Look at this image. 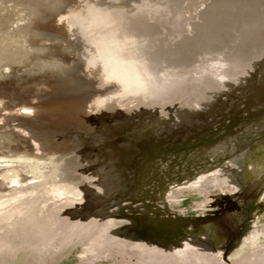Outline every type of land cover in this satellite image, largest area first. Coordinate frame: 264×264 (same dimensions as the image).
I'll use <instances>...</instances> for the list:
<instances>
[{
  "label": "rangeland",
  "instance_id": "rangeland-1",
  "mask_svg": "<svg viewBox=\"0 0 264 264\" xmlns=\"http://www.w3.org/2000/svg\"><path fill=\"white\" fill-rule=\"evenodd\" d=\"M15 260L264 264V0H0Z\"/></svg>",
  "mask_w": 264,
  "mask_h": 264
},
{
  "label": "bare ground",
  "instance_id": "bare-ground-1",
  "mask_svg": "<svg viewBox=\"0 0 264 264\" xmlns=\"http://www.w3.org/2000/svg\"><path fill=\"white\" fill-rule=\"evenodd\" d=\"M111 224V223H110ZM151 226H153V227H150V231H151V233H154V227H155V232H158V231H161V230H159V228L160 227H158V226H160L158 223H154V222H152L151 224H150ZM158 227V228H157ZM158 233H160V232H158ZM157 244V243H156ZM156 244H152L151 242H149V243H146V242H137L136 243V247L139 249V252L141 253V254H143V255H145L146 254V256L148 255V254H151L152 256H158L157 254H161V253H163V254H166L164 251H163V248L161 247V246H158V245H156ZM20 249V248H19ZM15 250H13V257L15 256V258L16 257H18V256H16L15 255V253H16V251L14 252ZM20 255V254H19ZM25 264H27V262H24ZM3 264H6V263H3ZM7 264H17V261L15 260L14 262H8Z\"/></svg>",
  "mask_w": 264,
  "mask_h": 264
}]
</instances>
